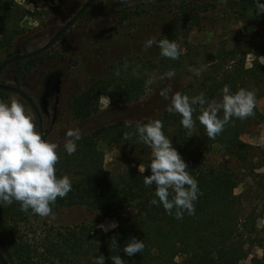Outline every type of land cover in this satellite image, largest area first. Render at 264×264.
Segmentation results:
<instances>
[{
    "label": "trees",
    "instance_id": "obj_1",
    "mask_svg": "<svg viewBox=\"0 0 264 264\" xmlns=\"http://www.w3.org/2000/svg\"><path fill=\"white\" fill-rule=\"evenodd\" d=\"M57 1L60 5L78 7L85 0ZM238 1L243 5V14L255 8L254 0ZM191 9L183 6L181 15L174 16L157 40L166 37L178 42L183 38L185 42L192 26L200 24L198 16L187 12ZM29 13L21 0H0V50L7 51L21 35V21ZM189 48L191 45L185 42L180 58L171 60L162 57L157 47L153 60L140 62L149 68L148 72L158 69L165 73H179L185 67L184 58ZM249 54L251 60L247 64L245 59ZM262 57L264 36L252 49H245L238 43L230 47L221 44L207 58L209 63L201 75L180 92L190 97L203 92L209 101L220 100L223 86L229 85L233 91L239 88L254 90L257 101L264 86ZM38 60L37 55L25 59L24 64L31 67ZM20 61L15 63L18 65ZM124 63L123 59H119L117 66L105 77L94 80L71 99L75 119L85 120L99 113L103 96H108L110 103L118 106L136 102L144 95L148 76L135 77L130 73L121 76L120 68ZM5 93L0 89V94ZM196 107L192 130L181 125L180 114L164 109L151 118L118 119L93 131L82 132L77 151L72 155L65 152L63 142L58 149L59 160L55 167L58 176L68 175L71 178L72 191L64 198L58 197L52 210L84 206L105 214L115 213L117 227L111 236L93 223L50 228L34 248L18 238L17 233L39 215L33 214L31 209L23 212L20 204L13 202L0 207V241L10 262L36 264L38 257L42 258L41 264H85V261L92 264L91 258L102 254L105 264H113L111 256L118 254L125 264H239L248 257L251 264H264V224L257 225V219L264 218V210L259 211L257 207L247 209L242 195L234 192L238 177L247 171L253 172L251 179L257 184L260 194H264V171L254 172L262 164L252 162V152L256 146L241 138L252 126L263 121L264 114L256 105L253 116L244 119L233 117L220 134L210 139L198 120L201 113L199 106ZM219 115L222 118L223 112ZM150 119L162 120L165 135L188 165V172L198 181L200 194L194 202L195 213L189 215L185 212L182 219H176L174 214L169 215L162 205L150 203L156 198L155 184L146 187L143 179L150 174L147 166L152 157L147 151L151 149L140 142L136 135L124 139L126 133H135L137 123H146ZM99 140L120 144L134 152L138 159L132 163L145 167L144 173L139 172L132 163L116 172L105 169L101 151L96 146ZM214 145H218L229 160L217 165L207 164V154ZM231 160L233 164H229ZM132 237L143 240L145 248L142 253L129 257L123 247ZM113 239L119 246L113 244ZM254 247L262 249L263 254H253Z\"/></svg>",
    "mask_w": 264,
    "mask_h": 264
},
{
    "label": "rangeland",
    "instance_id": "obj_2",
    "mask_svg": "<svg viewBox=\"0 0 264 264\" xmlns=\"http://www.w3.org/2000/svg\"><path fill=\"white\" fill-rule=\"evenodd\" d=\"M21 2L30 13L21 21V35L7 51L0 50V62L13 54L28 52L43 45L81 5H60L57 0ZM183 6L191 7L187 12L198 16L200 21L199 26H192L185 41L191 45L184 58L185 67L171 79H157L154 84L148 85L144 95L136 102L108 105L110 98L103 96L99 113L85 120L75 119L71 99L94 80L105 77L117 66L119 59L125 61L120 68L121 76L130 73L135 77L148 76L147 80L165 74L158 69L148 72L149 68L142 66L140 61L153 60L157 51L156 45L145 50L144 43L153 36L158 39L174 16L181 15ZM243 12V5L238 0H95L53 45L38 55L39 60L34 66L25 65V59L18 65L10 63L3 69L1 81L18 85L32 98L40 113L46 138L61 145L67 139L65 134L69 128L79 127L81 133L93 131L118 119L151 118L167 109L170 101L160 95L161 89L170 85L173 92H180L197 76L195 72L201 66L206 67L209 63L207 58L221 44L230 47L238 43L245 49H252L264 36V13L257 16L254 9L246 10L245 14ZM185 42L183 38L178 40L182 48ZM245 60L249 64L251 55H247ZM13 98L28 106L37 125L33 109L22 97L9 91L0 94V99L6 102ZM256 105L264 114V86ZM241 138L256 146L252 152V162L262 165L254 172L264 171V119L242 134ZM96 146L101 151L103 167L112 172L138 159L134 152L117 143L99 140ZM147 154L151 155V150ZM226 160L229 159L218 145H214L206 157V163L210 165ZM228 162L233 164L232 160ZM132 165L138 171L143 167ZM252 174L245 171L240 175L234 192L242 195L247 209L257 207L259 211L264 210V194H260L257 184L252 181ZM116 218L115 213L105 214L84 206L63 207L52 210V215L48 217L39 216L30 220L19 229L17 235L35 248L50 228L61 229L82 222L93 223L100 228L101 224L116 222ZM263 224L264 218H258L257 225ZM114 230L102 231L111 236ZM0 250L6 256L1 241ZM252 253L261 256L263 250L254 247ZM35 262L41 264L42 258L37 257ZM239 264H251L250 257Z\"/></svg>",
    "mask_w": 264,
    "mask_h": 264
},
{
    "label": "clouds",
    "instance_id": "obj_3",
    "mask_svg": "<svg viewBox=\"0 0 264 264\" xmlns=\"http://www.w3.org/2000/svg\"><path fill=\"white\" fill-rule=\"evenodd\" d=\"M254 12L257 16L264 13V0H254ZM153 45L160 49L162 57L178 60L182 55V48L175 40L163 37L148 38L144 43L147 50ZM204 67L195 72L200 76ZM119 75V73H117ZM174 71H168L162 76L151 77L146 85H152L157 79H171ZM160 95L169 100V113H178L182 117L181 125L189 130L195 126L193 113L199 106V122L204 126L207 136L214 139L220 134L225 125L233 117L244 119L254 115L256 107V92L246 88L233 91L229 85L222 88L220 100H207L205 93L188 96L182 92H173L171 86L161 89ZM110 101L107 100L109 105ZM206 105V106H205ZM223 112L222 118L220 113ZM163 122L160 119H150L146 123H137L135 133L125 134L128 140L130 135H136L140 142L151 149V162L147 166L150 174L144 176L146 187L155 184V197L152 205H162L164 210L182 219L185 212L195 213L194 202L198 199L200 190L198 181L188 172V165L180 153L173 147L172 141L163 131ZM66 141L63 148L68 155L77 151V142L82 133L79 127L69 128L66 131ZM60 145L44 137L42 131L34 122L28 106L19 99L13 98L10 102L0 99V207L20 204L21 211L42 217L52 215V206L57 198H64L72 191V180L68 175L58 176L55 165L59 160ZM139 171L144 173L145 167ZM158 198V199H157ZM175 210V212H173ZM103 231L117 227L116 222L99 226ZM113 244L119 246L115 239ZM145 248L143 240L132 237L124 245L123 251L127 256L142 253ZM92 264H105L102 254L94 255ZM113 264H125V260L117 255L111 256Z\"/></svg>",
    "mask_w": 264,
    "mask_h": 264
},
{
    "label": "water",
    "instance_id": "obj_4",
    "mask_svg": "<svg viewBox=\"0 0 264 264\" xmlns=\"http://www.w3.org/2000/svg\"><path fill=\"white\" fill-rule=\"evenodd\" d=\"M95 0H85L82 5L76 10V12L62 25L60 26L55 32L54 34L40 47L28 51V52H24V53H16L13 54L12 56H9L5 59H3L0 62V89L1 90H5V91H9V92H13L16 93L17 95H19L20 97H22L29 105L30 107L33 109L35 115H36V120H37V127L42 131V133L44 134V137L46 138V134H45V130L43 129L42 126V119L40 116V113L35 105V103L33 102L32 98L20 87L14 86V85H10V84H5L1 81V73L3 71V69L10 63H14L16 61L19 60H24L30 57H34L36 55L41 54L42 52H44L45 50H47L51 45H53L58 38L79 18L83 15V13L85 12V10L87 9V7L94 2ZM0 264H12L10 262V260L2 253V251L0 250Z\"/></svg>",
    "mask_w": 264,
    "mask_h": 264
},
{
    "label": "crops",
    "instance_id": "obj_5",
    "mask_svg": "<svg viewBox=\"0 0 264 264\" xmlns=\"http://www.w3.org/2000/svg\"><path fill=\"white\" fill-rule=\"evenodd\" d=\"M249 143H252V142L249 141Z\"/></svg>",
    "mask_w": 264,
    "mask_h": 264
}]
</instances>
